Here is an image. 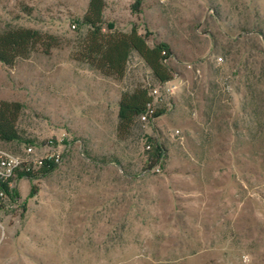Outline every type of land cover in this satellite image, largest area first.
I'll use <instances>...</instances> for the list:
<instances>
[{"label": "rangeland", "instance_id": "obj_1", "mask_svg": "<svg viewBox=\"0 0 264 264\" xmlns=\"http://www.w3.org/2000/svg\"><path fill=\"white\" fill-rule=\"evenodd\" d=\"M88 2L0 0V33L60 40L0 63V101L23 103L33 156L60 157L0 196V264H264V0H105V30L135 26L174 53L164 113L124 139L122 92L161 85L135 53L122 80L75 58Z\"/></svg>", "mask_w": 264, "mask_h": 264}, {"label": "trees", "instance_id": "obj_2", "mask_svg": "<svg viewBox=\"0 0 264 264\" xmlns=\"http://www.w3.org/2000/svg\"><path fill=\"white\" fill-rule=\"evenodd\" d=\"M139 2L133 8L138 9ZM105 0H89L87 9L80 20V25L87 31L77 46L74 55L78 61L86 63L91 69L103 76L122 80L127 71L130 58L135 53L151 71L156 86L173 78V70L168 64L174 55L171 46L165 42L150 45L146 35L133 26L129 32L114 30L111 25L104 28ZM60 45V40L53 35L33 28H14L0 33V63L14 67L19 59H26L32 53L41 51L49 54ZM229 55V52H226ZM154 85V86H155ZM153 86L139 85L122 92L118 102L117 136L124 139L140 122V115L148 104L153 102ZM24 105L18 101H0V144H14L19 148L10 150L21 153V148L32 146V140L25 137L18 126ZM156 109L155 117L163 114ZM21 149V150H20ZM165 149L156 144L154 154L146 160L147 168L155 167L165 156ZM52 163L27 175L38 178L53 170ZM24 176H18V179ZM7 191V187L5 188Z\"/></svg>", "mask_w": 264, "mask_h": 264}, {"label": "built area", "instance_id": "obj_3", "mask_svg": "<svg viewBox=\"0 0 264 264\" xmlns=\"http://www.w3.org/2000/svg\"><path fill=\"white\" fill-rule=\"evenodd\" d=\"M221 59L219 58V60ZM171 82L167 81L161 84V86L152 89L151 95L153 96V102L148 104L145 112L140 115L142 122L146 123L155 118L156 106L154 96L158 93L160 87H163L168 94L174 92L175 86L171 85ZM33 154L34 147L32 146L24 148L23 153H14L10 150L0 148V196L5 193L6 187L11 186L18 179V176L26 177L43 166L60 162L58 155L46 153L42 156H33Z\"/></svg>", "mask_w": 264, "mask_h": 264}]
</instances>
